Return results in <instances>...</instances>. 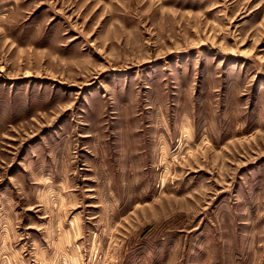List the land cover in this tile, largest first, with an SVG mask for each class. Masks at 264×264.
I'll use <instances>...</instances> for the list:
<instances>
[{
  "label": "rangeland",
  "instance_id": "374dc122",
  "mask_svg": "<svg viewBox=\"0 0 264 264\" xmlns=\"http://www.w3.org/2000/svg\"><path fill=\"white\" fill-rule=\"evenodd\" d=\"M0 264H264V0H0Z\"/></svg>",
  "mask_w": 264,
  "mask_h": 264
}]
</instances>
